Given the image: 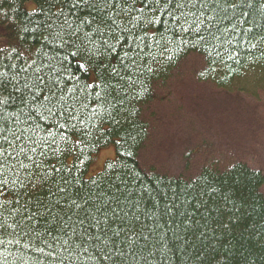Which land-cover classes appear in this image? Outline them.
<instances>
[{
  "label": "trees",
  "instance_id": "trees-1",
  "mask_svg": "<svg viewBox=\"0 0 264 264\" xmlns=\"http://www.w3.org/2000/svg\"><path fill=\"white\" fill-rule=\"evenodd\" d=\"M72 2L0 0V264H264L263 171L185 178L138 159L144 108L187 56L217 89L264 92V0ZM201 12L198 34L177 23ZM109 145L115 159L87 178Z\"/></svg>",
  "mask_w": 264,
  "mask_h": 264
},
{
  "label": "rangeland",
  "instance_id": "rangeland-1",
  "mask_svg": "<svg viewBox=\"0 0 264 264\" xmlns=\"http://www.w3.org/2000/svg\"><path fill=\"white\" fill-rule=\"evenodd\" d=\"M1 35L0 28L3 46ZM203 66L199 56L189 55L167 82L156 85L143 112L149 138L138 155L140 166L192 178L204 165L240 161L264 172V92L251 98L217 89L199 79ZM114 159L113 145L102 148L86 177L95 176Z\"/></svg>",
  "mask_w": 264,
  "mask_h": 264
},
{
  "label": "snow or ice",
  "instance_id": "snow-or-ice-1",
  "mask_svg": "<svg viewBox=\"0 0 264 264\" xmlns=\"http://www.w3.org/2000/svg\"><path fill=\"white\" fill-rule=\"evenodd\" d=\"M83 2L87 3V0H83ZM187 2L189 4H191L193 8L196 7V4L198 2L201 4V6H205V4H206V0H187ZM80 3H81V0H73L72 7H79ZM183 6H184L183 4H178L177 5L178 8H182ZM202 16H204L203 12L200 13V16H196L195 14H193L192 16H189L186 13H182L181 17L177 18V23H180L181 19H182L183 23H187L189 25V27L187 29H183L184 31H190V30L195 29L197 34H198L199 30H200V26L204 23V20L201 19ZM69 27H71V25H69ZM73 35H74V33H73ZM62 43H67V41H63L62 40ZM73 54H75V53H73ZM13 67H15V65H13ZM21 70L22 71H26V69H21ZM3 75L4 74H0V76H3ZM0 83H3V80H0ZM43 83H44L43 77L36 76V83L33 85V87L38 88L39 91L36 92L35 94H32L31 91H30V95H32V99L33 100L38 99L43 94L44 88L41 87V85ZM13 87H14L15 91H17V92L21 91V89L19 87H16L15 85ZM25 87H27V85H25ZM9 95L11 96V93ZM44 98L48 99L47 96H45ZM21 102L24 103L23 100ZM7 103H8V100L6 98L5 99H0V104H7ZM2 132H3V130L0 129V135H2ZM3 139L7 141L8 138H7V136H3ZM13 139L15 141H17V142L24 140L25 139L24 133L21 132L19 135L14 133L13 134ZM29 139H30V137H29ZM8 143H9V147H11L13 149V151H15L16 150L15 149V145L11 141H9ZM30 150L32 152L36 151V149L34 147L31 148ZM20 151L23 152L24 149L21 148ZM3 152H4V150H3L2 146H0V155H3ZM97 239H99V238H97Z\"/></svg>",
  "mask_w": 264,
  "mask_h": 264
}]
</instances>
